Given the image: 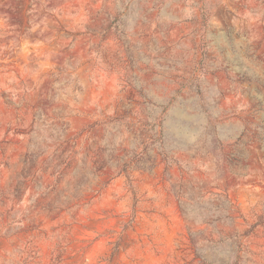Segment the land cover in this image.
I'll return each mask as SVG.
<instances>
[{
	"label": "rangeland",
	"instance_id": "374dc122",
	"mask_svg": "<svg viewBox=\"0 0 264 264\" xmlns=\"http://www.w3.org/2000/svg\"><path fill=\"white\" fill-rule=\"evenodd\" d=\"M0 264H264V0H0Z\"/></svg>",
	"mask_w": 264,
	"mask_h": 264
}]
</instances>
